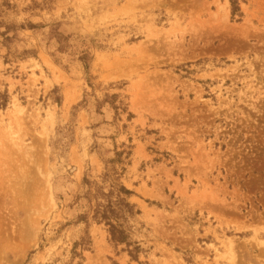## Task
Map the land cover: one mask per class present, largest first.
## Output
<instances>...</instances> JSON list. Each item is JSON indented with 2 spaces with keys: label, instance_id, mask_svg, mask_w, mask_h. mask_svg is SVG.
<instances>
[{
  "label": "rangeland",
  "instance_id": "1",
  "mask_svg": "<svg viewBox=\"0 0 264 264\" xmlns=\"http://www.w3.org/2000/svg\"><path fill=\"white\" fill-rule=\"evenodd\" d=\"M230 1L0 0V264H264V0ZM109 169L135 259L82 220Z\"/></svg>",
  "mask_w": 264,
  "mask_h": 264
},
{
  "label": "trees",
  "instance_id": "2",
  "mask_svg": "<svg viewBox=\"0 0 264 264\" xmlns=\"http://www.w3.org/2000/svg\"><path fill=\"white\" fill-rule=\"evenodd\" d=\"M230 3L231 13L234 14L238 11L237 2L231 0ZM113 175L114 171L110 172V169L102 174L101 183H108L107 187L86 178L82 179L84 187L82 198L88 203L87 212L82 215V220L86 222L89 216L93 222L104 224L110 242L115 246L124 245L129 256L135 259L139 247L131 240L127 222L139 214V211L129 201L132 192ZM130 246L132 249L129 250ZM111 264L118 263L111 261Z\"/></svg>",
  "mask_w": 264,
  "mask_h": 264
},
{
  "label": "bare ground",
  "instance_id": "3",
  "mask_svg": "<svg viewBox=\"0 0 264 264\" xmlns=\"http://www.w3.org/2000/svg\"><path fill=\"white\" fill-rule=\"evenodd\" d=\"M22 184H24V182L22 183ZM19 185V184H18ZM29 186V185H28ZM26 187V186H25ZM22 188V187H21ZM46 189V188H45ZM42 193V192H41ZM45 194V193H44ZM43 194V195H44ZM27 196H29L28 195V193H27V190H25V189H23V190H21V192H20V197H26V199L27 198H29V197H27ZM46 196V195H45ZM45 198V197H44ZM31 199V198H30ZM50 199V197H48V200ZM46 202H47V199L45 200ZM29 202H30V200H29ZM32 202V201H31ZM22 203V202H21ZM42 204H43V201H42ZM46 206V205H45ZM47 206H48V204H47ZM29 207V206H28ZM41 210V209H40ZM26 213H28L29 214V211H25ZM36 212V211H35ZM41 214V213H40ZM28 218V217H27ZM21 223V222H20ZM22 224V223H21ZM23 226V225H22ZM22 228V227H21ZM33 227L31 226V225H24V228L22 229V233H23V237L25 236V237H27V238H30V237H32V234H33ZM26 240V239H25ZM19 251V250H18Z\"/></svg>",
  "mask_w": 264,
  "mask_h": 264
}]
</instances>
